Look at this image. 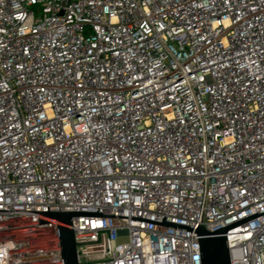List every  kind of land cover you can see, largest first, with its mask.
Masks as SVG:
<instances>
[{
	"label": "built area",
	"instance_id": "obj_1",
	"mask_svg": "<svg viewBox=\"0 0 264 264\" xmlns=\"http://www.w3.org/2000/svg\"><path fill=\"white\" fill-rule=\"evenodd\" d=\"M48 207L210 232L263 212L264 0H0V264H63ZM72 223L78 264H202L197 232ZM226 235L264 264V214Z\"/></svg>",
	"mask_w": 264,
	"mask_h": 264
},
{
	"label": "water",
	"instance_id": "obj_2",
	"mask_svg": "<svg viewBox=\"0 0 264 264\" xmlns=\"http://www.w3.org/2000/svg\"><path fill=\"white\" fill-rule=\"evenodd\" d=\"M39 224L56 222L58 226L61 255L63 264H78L77 261V246L75 241V234L73 231V219L77 216H103V217H121V218H133L152 222L156 224L166 225L179 229L189 230L197 232L200 255L202 264H231L230 252L227 243L226 232L228 229L233 228L243 222L253 219L257 216L264 214L254 213L241 220L235 221L224 227H221L212 232L205 229L202 224L197 226L183 225L174 222L165 221V216L162 222L154 221L151 219L136 217V216H121L114 214H103L99 208L97 212L93 211H37Z\"/></svg>",
	"mask_w": 264,
	"mask_h": 264
},
{
	"label": "rangeland",
	"instance_id": "obj_3",
	"mask_svg": "<svg viewBox=\"0 0 264 264\" xmlns=\"http://www.w3.org/2000/svg\"><path fill=\"white\" fill-rule=\"evenodd\" d=\"M126 240H127V237H121V238H120V241H122V242H123V241H126Z\"/></svg>",
	"mask_w": 264,
	"mask_h": 264
}]
</instances>
